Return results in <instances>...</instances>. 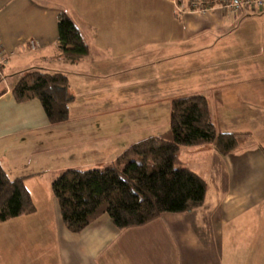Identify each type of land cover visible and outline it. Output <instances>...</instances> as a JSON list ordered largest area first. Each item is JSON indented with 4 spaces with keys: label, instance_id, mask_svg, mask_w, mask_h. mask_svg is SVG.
<instances>
[{
    "label": "crops",
    "instance_id": "1",
    "mask_svg": "<svg viewBox=\"0 0 264 264\" xmlns=\"http://www.w3.org/2000/svg\"><path fill=\"white\" fill-rule=\"evenodd\" d=\"M224 2L0 0V40L9 54L0 77V163L11 177L26 176L36 206L0 220V264H264V10L234 12ZM61 11L89 46L76 62L58 49ZM146 61L160 69L151 79L161 92L180 86L183 96L205 95L221 132H248L251 140L226 156L211 144L181 148V160L207 181L201 207L126 229L103 215L74 232L63 222L52 178L105 165L132 143L123 127L86 124L106 110L76 102L71 73L119 70L122 78ZM30 68L66 72L75 95L69 127L50 123L39 100L15 99L12 88Z\"/></svg>",
    "mask_w": 264,
    "mask_h": 264
},
{
    "label": "trees",
    "instance_id": "2",
    "mask_svg": "<svg viewBox=\"0 0 264 264\" xmlns=\"http://www.w3.org/2000/svg\"><path fill=\"white\" fill-rule=\"evenodd\" d=\"M58 49L76 62L89 53L79 26L66 11L58 14ZM12 93L19 102L39 100L49 122L65 123L75 100L63 72L30 68L22 72ZM248 132H221L202 94L171 102L170 128L132 143L113 161L91 169L68 168L51 180L63 222L80 232L103 215L119 229L143 226L164 213H184L201 207L206 179L180 158L184 146L211 144L223 156L248 145ZM26 176L11 177L0 163V220L36 210L25 185Z\"/></svg>",
    "mask_w": 264,
    "mask_h": 264
},
{
    "label": "rangeland",
    "instance_id": "3",
    "mask_svg": "<svg viewBox=\"0 0 264 264\" xmlns=\"http://www.w3.org/2000/svg\"><path fill=\"white\" fill-rule=\"evenodd\" d=\"M154 65L150 61L143 62L139 67L125 70L122 78L117 76L119 70H112L114 75H110L112 72L107 70L108 76L96 74L92 78L91 75L71 73V84L76 93V102L80 106H85L90 102L95 105L96 103L102 104V108L106 110V113L88 118L90 123L86 124L95 127L108 126L115 128L113 129L115 131L123 127L126 142L129 144L168 130L171 102L174 98L183 96L184 91L180 89V86H175L173 91L161 92L160 90L164 89L163 85H158L151 79L160 73L159 67ZM188 83L190 85L187 88L193 86L192 82ZM171 85V82L167 85L168 89ZM74 118H78L77 125H79L80 117L75 115ZM70 125L71 123L65 122L62 128Z\"/></svg>",
    "mask_w": 264,
    "mask_h": 264
},
{
    "label": "built area",
    "instance_id": "4",
    "mask_svg": "<svg viewBox=\"0 0 264 264\" xmlns=\"http://www.w3.org/2000/svg\"><path fill=\"white\" fill-rule=\"evenodd\" d=\"M223 6L226 10H232L234 12H240L243 7L250 10L262 11L264 10V0H225ZM37 45L38 44L36 40L30 39L28 41L27 47L30 50H35ZM2 47L3 46L0 40V77L4 76L2 67L9 58V54L5 52Z\"/></svg>",
    "mask_w": 264,
    "mask_h": 264
}]
</instances>
